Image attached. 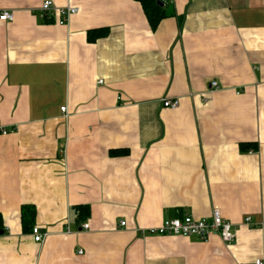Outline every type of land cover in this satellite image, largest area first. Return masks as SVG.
<instances>
[{
	"label": "crops",
	"instance_id": "0c3cea01",
	"mask_svg": "<svg viewBox=\"0 0 264 264\" xmlns=\"http://www.w3.org/2000/svg\"><path fill=\"white\" fill-rule=\"evenodd\" d=\"M44 1L0 0V264L264 263V0ZM213 209L234 243L149 235Z\"/></svg>",
	"mask_w": 264,
	"mask_h": 264
},
{
	"label": "built area",
	"instance_id": "2783aa9c",
	"mask_svg": "<svg viewBox=\"0 0 264 264\" xmlns=\"http://www.w3.org/2000/svg\"><path fill=\"white\" fill-rule=\"evenodd\" d=\"M162 2L168 3L169 0H163ZM163 4V3H162ZM39 16L43 18L54 17L56 16V23L59 25H65L69 17L72 14L78 12L74 7H56L51 1H44L39 9ZM13 19V12L11 11H0V22H10ZM102 81L100 80L99 83ZM211 88H216L217 83L212 82L210 84ZM178 99H163L162 106L171 110H174L178 107ZM66 108L63 106L60 108L61 112H65ZM2 134H6V130H1ZM211 215L208 219H195L191 216H183L174 219H167L158 226L157 228L149 230V235H158V236H173V237H187L196 239L201 242H208L210 236H217L223 244H232L234 243L236 237V229L231 223L225 220L222 217L221 212L218 209H213ZM250 218L246 217L243 220V225H249ZM121 226L125 225L124 221L120 222ZM83 229H88V225H82ZM31 235L33 240L37 243L43 242L47 235V231H42L39 227L33 226L31 228ZM254 264H264L262 260L258 259Z\"/></svg>",
	"mask_w": 264,
	"mask_h": 264
},
{
	"label": "trees",
	"instance_id": "16d2710c",
	"mask_svg": "<svg viewBox=\"0 0 264 264\" xmlns=\"http://www.w3.org/2000/svg\"><path fill=\"white\" fill-rule=\"evenodd\" d=\"M139 3L140 7L143 9L147 22L150 25L151 30H155L159 25L160 21L166 18V3L162 2L163 0H135ZM159 3H163L160 6ZM108 29H98L92 30L87 33V39L90 42H95L99 37L106 36ZM78 216L82 217L83 215L88 214V207L86 206H77L75 208ZM35 208L33 206H23L20 211L21 225L24 232H30L35 221ZM2 224V219L0 218V227Z\"/></svg>",
	"mask_w": 264,
	"mask_h": 264
},
{
	"label": "water",
	"instance_id": "95a60500",
	"mask_svg": "<svg viewBox=\"0 0 264 264\" xmlns=\"http://www.w3.org/2000/svg\"><path fill=\"white\" fill-rule=\"evenodd\" d=\"M160 4V6H162L163 4L162 3H159Z\"/></svg>",
	"mask_w": 264,
	"mask_h": 264
}]
</instances>
